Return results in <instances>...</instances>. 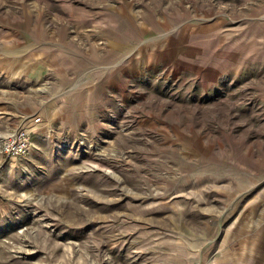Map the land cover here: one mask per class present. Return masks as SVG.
Returning a JSON list of instances; mask_svg holds the SVG:
<instances>
[{
	"label": "rangeland",
	"instance_id": "374dc122",
	"mask_svg": "<svg viewBox=\"0 0 264 264\" xmlns=\"http://www.w3.org/2000/svg\"><path fill=\"white\" fill-rule=\"evenodd\" d=\"M26 125L0 264H264V0H0Z\"/></svg>",
	"mask_w": 264,
	"mask_h": 264
},
{
	"label": "built area",
	"instance_id": "2783aa9c",
	"mask_svg": "<svg viewBox=\"0 0 264 264\" xmlns=\"http://www.w3.org/2000/svg\"><path fill=\"white\" fill-rule=\"evenodd\" d=\"M39 118L35 119L38 123ZM31 129L30 126H24L11 131L5 139L0 143V152L9 158L25 155L31 145Z\"/></svg>",
	"mask_w": 264,
	"mask_h": 264
}]
</instances>
